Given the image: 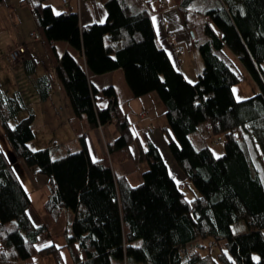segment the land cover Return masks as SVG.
<instances>
[{"label":"trees","instance_id":"1","mask_svg":"<svg viewBox=\"0 0 264 264\" xmlns=\"http://www.w3.org/2000/svg\"><path fill=\"white\" fill-rule=\"evenodd\" d=\"M100 1L107 17L87 27L80 26L77 11L70 7L55 13L43 0L30 3L37 33L74 115L90 128L112 124L117 135L96 160L84 136L79 137L80 148H68L57 157L55 149L61 144L34 149L32 107L18 91L0 88L3 137L15 158L48 179L44 211L52 217L62 210L73 215L71 233L62 246L38 248L37 240L47 230L29 217V195L0 149V264H35V256L45 255L63 264V248L73 264H264V0H174L203 63L193 83L158 44L147 4ZM164 6L165 0H160L159 8ZM199 20L201 37L193 32ZM57 41L67 43L82 60L67 50L59 53ZM225 47L256 83L255 95L235 98L232 87L239 77L219 54ZM27 52L19 61L44 100L51 93L52 78L36 74V60ZM117 69H122L133 98L155 93L165 107L164 132L184 175L180 183L157 147L131 131L114 87L99 94L88 78V73ZM98 94L107 99L105 106L97 103ZM22 111L27 115L11 126L9 121ZM204 122L211 129L208 136H222L219 156L207 145L196 148L192 142ZM132 144L137 166L144 167L136 185L126 175H117L112 165L132 158ZM186 189L192 190V198ZM239 222L246 231L235 234L231 227ZM208 238L212 240L203 245ZM197 241V248L189 250ZM210 242L219 246L215 256L201 253L213 248Z\"/></svg>","mask_w":264,"mask_h":264},{"label":"crops","instance_id":"2","mask_svg":"<svg viewBox=\"0 0 264 264\" xmlns=\"http://www.w3.org/2000/svg\"><path fill=\"white\" fill-rule=\"evenodd\" d=\"M32 1L36 0H3L0 4V52L4 55L6 54L8 48L14 45H18L21 43L26 45V43H23V38L25 37L26 33L24 34L19 30L20 23L22 21L26 22L25 28H27L26 30L27 32L29 31V34L31 32L37 31L35 20H33L35 23L33 24V22L30 20L29 15L30 3ZM141 2L143 4H147L151 11V21L158 44L166 51L175 68H177L187 80L193 83L195 81V75L198 74L202 68V61L200 59V56L194 50L192 53L182 47L183 45L184 47H189L190 44L191 46H193V43L192 39H188L189 30L185 27L180 13L178 12V10H176L177 7L174 8V5H176L175 1L165 0V6L163 8H159L160 0H141ZM43 3L50 5L55 13H60L68 7L74 9L78 13L79 23L81 27H87L92 23H102L107 17V11L100 0H68V4L66 5L62 3V0H43ZM169 33H173L175 36V40L173 42L168 39ZM55 45L59 53H62L65 50L70 52V47L65 42H62L61 44H59V46L56 42ZM177 47L181 48L179 52H177L176 50ZM26 49L28 51L27 57L34 58L27 45ZM179 54L181 56L183 55L182 59H180ZM78 58L82 60L80 56H78ZM47 74L51 76L52 84L55 80L56 87H54L53 85L51 86V93L46 99H39L40 117L37 116L36 111L33 109V107L32 109L34 112V122L35 120H37V118H39L41 121H43V123H45L47 127H55V132L53 133L54 135L52 136L51 141L54 144L62 145L61 147L55 149V157L64 154L67 151V147L70 145V143L75 144V142L77 141V147L80 148L79 137L84 136V140L86 142L91 158L93 160L100 158L103 155L105 148L102 149L100 146L98 140L100 133L98 129L88 127L83 119H80L74 115L69 103V99L62 85L55 77L53 67L50 68V71H48ZM116 77H118L119 80L121 78V80L124 81L120 69L100 75L88 73L90 82L99 90V94L103 88H106L108 86L114 87L115 98L118 101L120 108L129 120L131 131L138 136H140L138 133L139 129L143 131V135L147 137L159 150L174 180L177 183H180L184 180V175L180 172L175 162L173 161V158L167 146V131H165L166 133L164 132V129L167 127V120L164 115L165 107L156 94L149 93L140 97L133 98L129 88L128 90L125 88V97L122 99V97H120L119 95V91L115 82ZM99 94L96 97V101L100 106H105L107 103V99ZM142 111H145V113L141 114ZM130 116H132L131 120L129 118ZM132 123H134V126L131 125ZM109 125L112 124L103 125L105 131L110 130L108 129ZM149 129H152V131H149ZM210 130L211 129L208 122H204L199 126L198 133L193 136V140L198 146H195L196 148L207 145L206 138L208 135V131ZM114 136L116 137V135ZM106 141L108 142L107 136ZM9 147H6L4 149L2 146H0V149L3 150L11 165L13 166L14 163H12L11 161L10 152H7L9 150ZM210 149L212 150V152L214 151L212 148ZM131 152V159L125 160L123 162L112 163L114 172L117 175H126L128 181L129 173L131 172V170H133V167L131 165H133V163L137 165V150L134 144H132L131 146ZM218 152V154H221L220 150H218ZM255 155L257 157V161L262 165L260 152L258 151V149L255 150ZM115 167L117 169H115ZM115 170H117L119 173H117ZM41 183H43V181H41ZM129 183L131 184L130 181ZM45 187L47 188V191L41 188L39 189V187L33 188L32 191H27V189L24 187L31 200V208L33 203V196L39 200L37 211L39 213V217L44 221V223H42L41 225H44L47 230L46 233L39 236L36 243V246L38 248L49 246L51 244L62 246L65 242V237L70 235L71 233V222L73 217L72 212L69 210L60 211L57 217H52L50 214L44 211V203L50 196L48 185H46ZM29 210L30 207L28 208L27 212H29ZM37 211H35V213H37ZM61 215L64 216L66 225L64 231L62 232L63 238L59 239V241L56 242L54 237L55 233H52L48 222L52 221V223H54V221L58 220ZM64 251L66 250L61 251L62 256H64ZM40 257L42 256L34 257L35 264H53L52 260H49L48 258H45V260H43Z\"/></svg>","mask_w":264,"mask_h":264},{"label":"rangeland","instance_id":"3","mask_svg":"<svg viewBox=\"0 0 264 264\" xmlns=\"http://www.w3.org/2000/svg\"><path fill=\"white\" fill-rule=\"evenodd\" d=\"M16 1H18V0H16ZM174 8H176V5H174ZM176 10H178V9H176ZM29 15H30V20L33 22V24H35L33 21L34 19L32 17L31 11H29ZM202 23H203V21L199 20L198 23L196 24V26L193 28V32L196 36H199V37L202 36V26H201ZM25 27H26V22L22 21L20 23L19 30L24 34L26 33L25 37L23 38V43H26L30 52L34 56V59L36 60V66H37L36 67V73L37 74L47 73L48 71H50V68L52 66H51V62L49 60V57L47 55L46 48L44 47V45L40 41L37 42V41L32 40L31 37L29 36V31L27 32V30H26L27 28H25ZM35 32H37V31H35ZM192 38H193V34L191 33V31H189L188 39L191 40ZM61 43H62V41H57L58 46ZM26 45H25V48H26ZM16 46L17 45H14V46L8 48L5 55L0 52V88L2 90H6L9 93H11L13 91H19V93L22 96L25 104H29L31 107H33V109L36 111L37 116H39V114H40L39 98H38L37 92H36L32 82L29 81V77L26 74L25 66H24L23 62L22 61H18V62L16 61V62L12 63L9 61V58L6 56L9 53V51H11ZM182 47L184 49H186L187 51L192 52V53L194 50L199 55L197 48L191 46V44L189 45V47H184V45ZM70 52L77 59H79L78 53L76 52V50L70 48ZM219 54L223 57V59L226 61V63L229 65V67H231L238 74L239 81L237 83H235L232 87L235 98L237 100H242V99H246L248 97L255 95L258 92V87H257L256 83L254 82V80L252 79V77L250 76V74L248 73V71L246 70V68L244 67V65L240 62V60L226 47L223 48L222 52ZM182 57H183V55L182 56L180 55V59H182ZM262 67L264 69V63L262 64ZM202 68H203V63H202ZM202 68H201V70H202ZM120 70H121V74L123 76V71H122V69H120ZM197 78H198V74L195 75V81L197 80ZM115 82L117 85V89L119 91V95L123 99L125 97V88L128 90V86H127L125 80L122 81L121 78L119 80L118 77L115 78ZM52 85L54 87H56L55 80H54ZM144 113H145V111H144ZM26 115H27V113L25 111L20 112L16 118L11 119L9 121L10 125L11 126L14 125L16 123V121H18L19 119H21L22 117H24ZM129 118L131 120L132 116H130ZM131 125L134 126V123H132ZM97 129L100 133V136L98 138L100 146L102 149H104L105 144H107L106 136H107L108 141H112L115 138L114 135H117L116 131L114 130L113 125H109V127H108V129H110L109 131H107V130L105 131L103 125L99 126ZM33 131L35 134V138L30 143L31 147H34V149H43L45 147H49L52 145L51 139H52V136L54 135L53 133L55 132V127L49 128L45 125V123H43V121H41L39 118H37V120H35V122L33 124ZM138 133H139L140 137L143 135V131L141 129H139ZM191 139H192L193 144L196 147H198L193 140V136L191 137ZM219 139L222 142L219 144L218 143L216 144V141ZM223 143L224 142L222 140L221 135H217V136H213L210 134H209V136L207 135L206 144L209 148H212L214 150L213 152H215L214 153L215 156H219L223 153ZM77 144H78L77 141L75 142V144L70 143V145L67 148H69L72 151H76L78 149ZM0 146H2L4 149L6 147H9L7 141L3 137V132H2L1 126H0ZM79 147H80V144H79ZM218 150L221 151V154H218L219 153ZM7 152H10L11 161H12V163H14L13 168H14L16 174L18 175L19 179L21 180L23 186L27 189V191H30V190L32 191V189L35 187H39V189L41 188V189L47 191V188L45 186L47 185L48 179L45 175L38 173L37 168L35 166H27L23 161L15 158L10 147H9V150ZM54 153H55V151H54ZM131 166L133 167V170H131V172L129 173V181L131 182L132 185H136L140 182V180H139L140 172L144 167H143V165L137 166L134 163ZM129 168H130V165H129ZM115 169H117V168L115 167ZM115 171L117 173H119L117 170H115ZM41 181H43L44 186H43V183H41ZM185 192H186V195L188 198H192V193H193L192 190L186 189ZM38 204H39V200L33 196L32 208L30 206V210L28 213L30 215L31 220L33 221V223L35 225H41L42 223H44V221L39 217V213L37 211L38 210ZM33 208L35 211H37V213H35ZM48 218H50V217H48ZM48 223L50 225V229H51L52 233L53 234L55 233L54 237H55L56 242H58L59 239L63 238L62 232L64 231L65 225H66L64 216L61 215L58 220L54 221V223H52V221H49ZM231 229H232L233 233H235V234L243 233L246 231V227H245V224L243 222L233 224ZM59 231H61V232H59ZM211 240H212L211 238L204 239V240H202V243H203V245L206 246V243L208 241H211ZM198 242L199 241H197L193 244H190L188 246L189 250H192L193 248H197ZM62 250H66V251H64V256H62L63 257V264H73L68 250L66 248H63ZM201 253H203V254L209 253L210 255L215 256L219 253V246H215L211 250H208V249L207 250L206 249L201 250ZM40 258H42L43 260H45V258H48L49 260L53 261V264H56L55 260L53 259V257L51 255H45V257L42 256ZM15 264H25V262L20 260V261L16 262Z\"/></svg>","mask_w":264,"mask_h":264},{"label":"built area","instance_id":"4","mask_svg":"<svg viewBox=\"0 0 264 264\" xmlns=\"http://www.w3.org/2000/svg\"><path fill=\"white\" fill-rule=\"evenodd\" d=\"M79 1V0H78ZM68 0H62L63 4H67ZM29 36L31 37L32 40L34 41H40L41 43H43L42 37L37 33V32H31L29 34ZM168 39L173 42L175 40V36L173 33H169L168 34ZM25 44H18L16 47H14L11 51H9V53L6 55L9 58V61L14 63V62H18L23 54L25 53ZM177 52H179L181 50L180 47L176 48ZM141 114H144V111L141 112ZM113 120L114 117L112 116ZM149 131H152V129H149ZM221 142L220 140H218L216 143ZM214 243H208V247L211 248L213 247Z\"/></svg>","mask_w":264,"mask_h":264}]
</instances>
